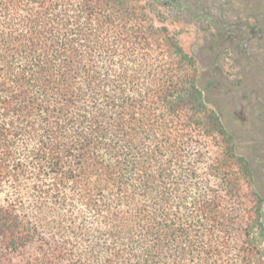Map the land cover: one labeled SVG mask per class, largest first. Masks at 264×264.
<instances>
[{
  "label": "trees",
  "instance_id": "16d2710c",
  "mask_svg": "<svg viewBox=\"0 0 264 264\" xmlns=\"http://www.w3.org/2000/svg\"><path fill=\"white\" fill-rule=\"evenodd\" d=\"M182 3L0 0V264H264L258 172L157 11Z\"/></svg>",
  "mask_w": 264,
  "mask_h": 264
},
{
  "label": "rangeland",
  "instance_id": "374dc122",
  "mask_svg": "<svg viewBox=\"0 0 264 264\" xmlns=\"http://www.w3.org/2000/svg\"><path fill=\"white\" fill-rule=\"evenodd\" d=\"M182 2L186 3L187 0H182ZM220 4H222V0H201V3L198 2V5L202 7L213 8L214 14L218 12ZM225 10L228 12V16L236 19L237 24L233 33L238 41L249 37L252 41L249 43L248 49L247 46H243L246 57L242 56L238 59L235 52H230L218 63L217 67L223 70L225 85H217L211 98L213 97L216 102L223 124L230 127L240 137L237 149L248 158L252 168L258 172L260 184L264 188V147H262V141H264V25L263 27L261 25L252 26L250 31L246 32L244 31L245 25H243L246 14H235L234 11H228L227 8ZM157 11L165 16V24L171 32L177 35L182 46L203 66L202 79L205 83L209 76L211 62V57L206 55L205 48L216 37L215 32L201 31L195 24L189 23V17L185 13L179 14L177 11L160 7ZM242 44L244 43L242 42ZM236 59L240 62L237 65ZM247 71L254 74L252 78L242 84V88L246 87V90L236 88L239 82L242 83V72ZM244 94L247 96L245 100H243ZM255 110H260L261 118L256 116L255 112L257 111ZM234 116H237L239 120L232 121ZM248 122L254 124L253 126L259 128L260 131L251 132L249 135L243 134L242 130L247 129ZM255 139H258L259 143H255Z\"/></svg>",
  "mask_w": 264,
  "mask_h": 264
},
{
  "label": "flooded vegetation",
  "instance_id": "af4514ba",
  "mask_svg": "<svg viewBox=\"0 0 264 264\" xmlns=\"http://www.w3.org/2000/svg\"><path fill=\"white\" fill-rule=\"evenodd\" d=\"M198 2L201 3V0H191V1L187 0L186 3H182L185 6V8L183 11H180L181 13L179 14L185 13L189 17V23L195 24L198 27V29H200L201 31L215 32L216 29L220 28L221 26L223 28L225 23L230 24V27L228 30L232 31L230 34L227 35L228 40L221 42L220 38L215 37L214 39L211 40L210 44L205 48L206 55H208V57H211V62L209 66V76L207 77L204 84L208 88L209 93H210V98H211V94H213L217 85H220V86L225 85L224 78H223V72H222L223 70L220 67H217L218 63L222 61L225 58V56L230 52H235V55L238 59L241 58L242 56L246 57L243 46H247V49H248L249 48L248 45H250L249 43L252 40L249 37L247 39L238 41V39L234 36V33H233V29L236 28V24H237L236 19L235 17L234 19H232L230 16H228V12L224 8L219 7L218 12L214 14L212 12L213 8H211L210 6L202 7L198 5ZM225 8H227L228 11L230 10L234 11L235 14H240V15L247 14L245 11L241 10V8L231 7V6L225 7ZM222 9H224L225 11L223 10V12L220 13ZM242 42L244 44H242ZM238 59H236V65L240 63ZM201 70L203 71V66H201ZM253 74L254 73L252 72L250 73L249 71L242 72V76H241L242 83L239 82L236 88L237 87L242 88V84L246 83V80H248L249 78H252ZM242 89L245 91L246 87ZM246 97H247L246 94H244L243 100H245ZM211 100L213 101V104L216 107V102L213 97L211 98ZM250 100L252 99L250 98ZM263 100H264V97H263ZM216 110L219 114V109H217V107H216ZM255 111H257L255 112L256 116H259L261 118L262 113L260 112V110H255ZM254 119L256 120L257 118L255 117ZM237 120H239L237 116H234V118H232V121H237ZM253 125L254 124H252L251 122H248L247 129L242 130L243 134L249 135L251 134V132L260 131L259 128H256ZM226 128L230 132H232V134L234 135L237 148H238L240 137H238L237 134L230 127H226ZM254 142L259 143L258 139L257 140L255 139ZM262 145H263L262 147H264V141H262ZM238 151L240 152V150ZM262 196L264 200V188L263 187H262ZM263 220H264V215H263Z\"/></svg>",
  "mask_w": 264,
  "mask_h": 264
}]
</instances>
